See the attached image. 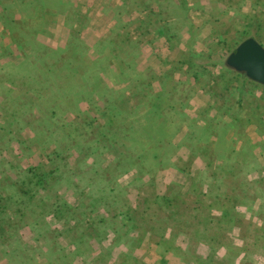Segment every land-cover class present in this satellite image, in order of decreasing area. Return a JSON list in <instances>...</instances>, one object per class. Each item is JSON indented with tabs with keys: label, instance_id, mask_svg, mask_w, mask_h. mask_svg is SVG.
Returning a JSON list of instances; mask_svg holds the SVG:
<instances>
[{
	"label": "rangeland",
	"instance_id": "obj_1",
	"mask_svg": "<svg viewBox=\"0 0 264 264\" xmlns=\"http://www.w3.org/2000/svg\"><path fill=\"white\" fill-rule=\"evenodd\" d=\"M28 1L35 0H0L2 44L8 42L12 29L24 30L28 26L31 31L40 30L38 21L22 16L33 13V8L30 11L23 8ZM144 4L143 0H138L136 10ZM258 6L249 14L239 13L238 19L233 21L227 20L229 11L224 12L218 24L221 37L210 42L213 52L197 55L195 59L188 55L186 62L171 66L176 68L171 72L182 78L166 79L164 101L166 115L173 120L168 132L172 133L170 140L176 148L167 165L166 152H163V163L154 173L142 174L138 171L142 166L130 168L134 165L131 158L114 162L118 153L130 146V139L123 130L114 137L98 136L97 149L85 145L75 148L60 143L59 133L49 138L40 123H32V128L25 129L17 127L20 123L12 124L17 115L15 110V115L10 111L15 106L4 111L0 103V196L4 197L0 199V264H7L8 259L12 264H53L57 262L54 257L59 247L68 255L74 251L85 253L74 259L75 264H264V85L237 76L229 77L221 67L226 55L242 37L254 35L264 45V0H260ZM74 7L66 8L62 32L70 30L69 26L73 33L77 31L75 34L80 37L81 45L88 47L85 55L89 59L72 57L76 48L73 44L63 58L70 61V65H82L78 70L80 74L73 78L67 65L58 82L61 89L69 81L81 82L80 88L74 87L78 90L84 86L89 88L88 83L93 82L91 78L81 81L80 76L82 67L90 66L89 60L98 56V49H102L105 56L114 54L112 48L126 50L130 34L120 35L119 30L114 29L106 39L96 37L88 45L81 36L87 15L76 12ZM125 9L131 10V5ZM31 15L38 19L40 12L35 10ZM55 17L50 18L49 25ZM11 18L15 24L10 23ZM75 20L78 22L72 29ZM127 22L119 21L118 25L126 30ZM145 26L147 24L141 28ZM160 55L163 56L161 52ZM183 57L185 55H180L182 60ZM13 59L17 60L11 55L6 60ZM53 63L54 58H46L42 66H61ZM105 65L103 62L102 66ZM136 69L143 71L145 68L136 65ZM1 78L13 80L9 74ZM23 78L25 86L20 93L28 98L31 93L25 88L30 80ZM47 80L51 87L52 80ZM152 82L154 88L159 87L158 80ZM127 85V82L114 85L118 95L123 94L121 88ZM135 95L126 91L118 99L122 110L129 112L136 102H144L140 95ZM11 97L7 95L5 99ZM200 100H205L203 105ZM42 104L46 110V103ZM30 119L31 114L25 113L24 121ZM39 122H43L42 119ZM205 131L217 136L222 154L217 158H210L203 147H198L197 141L199 138L203 141L201 135ZM19 137L27 138L26 142L19 144ZM53 140L59 144L52 143ZM9 142L15 146L14 153L8 149ZM144 156L141 153L140 161L145 162ZM29 166L34 170H28ZM42 170H51L53 179L45 178L43 186L32 184L31 173L39 177ZM103 185L116 188L119 201L115 204L117 207L109 203L106 212L98 203L107 194ZM17 192L22 196L20 200L26 201V207L21 208L22 205L13 201ZM10 195H14L13 198L6 200ZM260 195L262 197L257 199L261 206L247 211L253 198ZM63 201L72 209L64 206ZM127 206L131 208L128 213L132 222L127 223L131 229L126 233L127 226H120L115 232L112 227L122 222L115 221L112 215L121 209L126 211ZM99 214L105 217L99 223L104 225L102 231L97 234L93 231L89 247L82 241L75 248L71 239L79 237L78 232L83 228L92 226L90 221L95 223V215ZM76 224L79 227H74ZM115 239L120 241L122 254L114 255L108 248Z\"/></svg>",
	"mask_w": 264,
	"mask_h": 264
},
{
	"label": "trees",
	"instance_id": "obj_2",
	"mask_svg": "<svg viewBox=\"0 0 264 264\" xmlns=\"http://www.w3.org/2000/svg\"><path fill=\"white\" fill-rule=\"evenodd\" d=\"M35 1L38 2L37 4L43 9L46 6L45 3H48V0ZM49 1L54 2L56 0ZM57 1L59 2V0ZM28 3L29 1L24 4V8L26 10L29 9L30 11L33 5L31 1L29 4ZM10 21L11 24H15L13 18H11ZM42 25L43 23L40 24L41 27ZM18 32H20L19 29L10 30V33L14 34L12 37L15 39L16 36H18ZM72 36L73 41L69 42L67 45L65 44L62 47L51 48V50L46 53L31 52L25 55L23 60L19 62L6 60L7 55L0 54V69H10L11 71H9V73L4 70L3 74H9V76L13 78V80L2 79L1 77L3 74H0L1 108L4 111H8L10 106L11 108L15 106L13 111L11 109L12 112L9 110L12 115H15L16 111L17 115L16 118L12 119L11 123L14 124V122H16L15 125L20 123V126L25 124V126L28 125L29 128H32V123H40V128H42L43 132L47 134L49 138H53L52 136L54 133H59L61 134V137H59V140H61L60 143L67 145L70 144L75 148H81L85 145L86 147L97 149V144H100L98 136L104 138L114 137L119 130H123L130 139V146L126 147L124 152H119L117 156L118 158L114 159V162H118L122 158H131L134 165H131L130 168L142 166L143 168H138V171H142V174L149 171H153L154 173L159 165L163 163V152H166V165L169 164L168 162L172 158L171 153L173 152V149L176 148V145L170 140L172 133L168 132L173 120L166 115L165 111L166 76H164V78L158 77L149 68L144 69L143 71H138L135 65V54L132 55L128 51L129 47L124 51H122V48L117 50L112 48V50L114 49V54L109 56H105L101 53L102 49H98L100 50L98 56L89 60L90 66H87L86 68L82 67V76H80L81 81H85L87 78H91L93 81L91 83L86 81L90 85L89 88L83 85L84 89L81 88L75 90V85L80 88L82 83L79 82V84H75L73 81H69L61 89L62 85L58 82V78L62 75L64 76L62 71L65 70L66 66L68 65L72 77L80 74V71L78 70L79 67L82 66H79L78 64L70 65V61H66L63 58L65 52L75 44L74 46L76 48L73 50L72 57L79 56L82 60L83 57L87 60L89 59V56L85 55V51L88 47L84 48L81 45L82 41L78 39L77 36ZM247 36L254 37V35ZM245 37L246 36L242 37L240 40ZM82 49H84V51H81ZM115 52H119L120 54ZM197 55L200 54H191L189 56L191 59L193 57L195 59L198 57ZM119 56H121L120 60L118 59ZM126 56L130 57L126 58ZM57 57L61 58L55 59L53 64H61V66L44 68L45 64H43V62L46 61V58ZM62 60L64 62H62ZM103 62L106 63L105 66H102ZM221 67L229 77L237 76L239 78L248 79L243 73L235 71L225 63L221 64ZM149 71L152 75H149ZM89 75L90 77H88ZM23 77L30 80L25 88L27 92L31 93V95L27 94L28 98L24 96L25 93H20V89L25 86ZM47 79H50L49 81L52 80L51 82L53 84L51 83V87ZM106 79L110 80L111 84L107 82ZM154 79L159 82V87L157 88H154L153 86L152 81ZM248 80L252 81L250 79ZM124 82H127L128 85L125 88H121L123 94L128 91L135 97V93H137L144 100L141 104L136 102V106L134 108L130 107L131 110H129V112L122 110L118 99L121 98L123 94L118 95V89L114 88L115 84ZM7 95H12L13 97L5 99ZM41 100L43 101L42 103H46V110L43 108V104L40 102ZM27 112L31 114L32 119L25 122L24 114ZM70 114L73 116L70 117ZM178 116L180 117L182 115ZM39 119H42L43 122H39ZM201 137L203 141H200V138L197 141L198 145H200L198 146L199 149L200 147H203L206 150V154L212 159L222 155L220 153L216 135L209 131H205ZM52 143H55L56 145L59 144V142L57 143L55 140H53ZM141 153L145 155L143 157V161L145 160V162L140 161L142 158ZM172 163L173 162H171V164ZM126 168H128V165ZM27 169L33 171L34 167L29 166ZM35 171L37 172L38 170ZM39 174L38 177L35 173H31V176L34 177L32 184L43 186L41 183L44 182L45 178L46 180L48 178L53 179L51 176V170H42L39 171ZM102 189H106L107 194L98 201V203L106 212L109 210V203L113 206L119 201L117 199L116 188L103 185ZM15 195L16 197L13 201L16 204L22 205L21 208L26 207V201L20 200L22 196L18 192ZM13 196L14 195H10L6 197V200L12 199ZM0 199H4V197L0 196ZM62 203L67 208L72 209V207L65 201ZM1 205L2 204L0 203V206ZM115 206L117 207V205ZM130 209L131 208L127 206L126 211L121 209L112 215V218L115 221L119 220L122 222V224L117 227H112L115 232L118 231V227L120 226H127L126 233L130 231L131 228L127 224L128 222H132V217L128 213V210ZM5 210L6 209H4V214L9 220H11V217ZM18 211L20 215L22 209L19 208ZM1 213L2 210L0 209V214ZM54 214L56 213L54 212ZM103 216L104 215L102 214L95 215V223L90 221L92 226L85 227L81 232H78L79 237L74 238L75 247H77L82 241V243L86 244V247L90 246L88 240L93 238V231L97 234L102 231L101 229L104 227V225H99L100 221L105 219ZM74 227H79V225L76 224ZM70 229L72 228L70 227ZM14 230L15 229H13V231ZM74 255L75 252L69 253L68 255L61 247H59L56 257H54L57 262H54L53 264H73ZM7 264H12L11 259H8Z\"/></svg>",
	"mask_w": 264,
	"mask_h": 264
},
{
	"label": "crops",
	"instance_id": "obj_3",
	"mask_svg": "<svg viewBox=\"0 0 264 264\" xmlns=\"http://www.w3.org/2000/svg\"><path fill=\"white\" fill-rule=\"evenodd\" d=\"M111 1L59 0L58 2L56 0L54 3L49 1L47 4L45 3L44 9L37 4L38 2L31 1L33 13L35 10L39 11L40 17L37 19L30 12L29 15L23 14L22 16H29L38 21L40 30L31 31L28 26L27 28L24 26L26 29L20 30L18 36L15 35L16 39L12 37L14 34L9 33L8 42L3 44L0 42V54L7 55L6 58L9 59L12 55L17 60L13 59L11 61L19 62L23 60L25 55L31 52L46 53L51 48L62 47L72 42V35L78 37L75 34L77 31L73 33L71 26H69L70 30L67 29L63 33L62 28L66 20V8L73 5L76 12H82L84 15H87L86 24L85 26L82 25L85 27V30L81 27V36L83 40L87 41L88 45L96 37L106 39L114 29L119 30L120 35L123 32H129L130 43L127 48L129 47L128 51L132 55L135 54V63L138 65V68H149L158 77L164 78L166 76L167 80H171V78L176 80L181 77L179 75L177 77L171 72L175 68L171 66L186 62L185 58L188 55L213 52L210 42L215 38L221 37V29L218 24L222 21L221 18L224 12L228 10L229 16L227 20L233 21L238 19L239 13L249 14L256 11L259 8L258 5H260V0H143L144 6L136 10L138 6L136 8L135 6L138 4V0ZM130 5L132 9L126 10L125 7L130 8ZM52 16L55 18H53V24L49 25ZM126 20H128L127 23L129 24L126 26L127 29L123 30L125 27H119L118 22ZM77 22L75 20L72 23V29ZM41 23H43L42 27L40 26ZM144 24H147V26L141 28ZM69 36L72 37L71 40H69ZM222 36L224 35L222 34ZM138 40L139 43H137ZM206 43L208 44L206 45ZM2 45L5 46L6 50ZM42 49L46 50V52H43ZM160 52L163 56L160 55ZM170 55H176L177 57H170ZM180 55H185L183 60L180 58ZM60 58L57 57L54 60ZM199 102L203 105L205 100H200ZM27 127L19 125V128L22 129ZM181 130L183 129L179 128V131ZM229 132L232 131L230 130ZM26 140L27 138L25 137H19L18 142L21 144L26 142ZM9 148L13 150V153L15 152V146L12 142L8 143ZM246 194L249 195V192ZM259 197H262V195L255 197L256 199L253 198L254 200L249 204V208H246L247 211L251 212V209L254 207L258 209L261 206L260 199H257ZM71 240L72 245L75 247L74 238ZM111 246L108 248L111 252L114 251V255L119 254V252L123 253L119 240H112ZM116 246L118 247L114 248ZM74 252L73 260L84 253ZM107 261L111 260L107 259ZM73 264H75V260Z\"/></svg>",
	"mask_w": 264,
	"mask_h": 264
},
{
	"label": "water",
	"instance_id": "obj_4",
	"mask_svg": "<svg viewBox=\"0 0 264 264\" xmlns=\"http://www.w3.org/2000/svg\"><path fill=\"white\" fill-rule=\"evenodd\" d=\"M224 63L248 79L264 85V45L255 37L240 40L225 57Z\"/></svg>",
	"mask_w": 264,
	"mask_h": 264
}]
</instances>
